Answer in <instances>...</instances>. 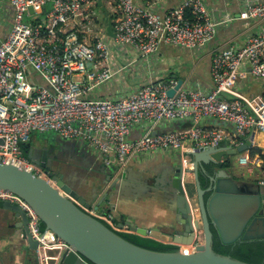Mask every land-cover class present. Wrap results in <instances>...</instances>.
I'll use <instances>...</instances> for the list:
<instances>
[{
	"label": "built area",
	"instance_id": "obj_1",
	"mask_svg": "<svg viewBox=\"0 0 264 264\" xmlns=\"http://www.w3.org/2000/svg\"><path fill=\"white\" fill-rule=\"evenodd\" d=\"M8 1L14 13L7 35L0 40V161L33 170L52 182L48 172L26 157L21 144L36 131L56 133L63 139L89 141L100 151L103 163L118 171L143 153L179 151L183 183L193 188L189 151L223 143L234 148L250 139L251 145L238 152V164L255 174L254 182L264 194V90L246 94L237 86L246 74L252 79L264 76V0H244L239 11L238 18L258 25L256 31L212 52L213 87L203 90L182 81L171 96L167 91L177 80H153L147 68L159 47L165 43L201 50L219 27L237 16H215L207 0H180L163 11L167 0H113L114 36H110L105 24L94 17L98 0ZM125 46L139 54L143 77L134 73L133 62L120 63L118 50ZM120 73L133 76L123 83L122 93L98 97L96 92ZM176 122L188 125L157 130L160 124ZM138 124L145 128L132 139L131 130ZM0 201L26 212L28 232L38 243L37 264H51L50 260L59 264L60 253L71 247L42 228L34 209L20 196L0 188ZM80 206L111 229L130 232L129 226L120 227L111 216ZM196 211L194 199L192 213ZM49 249L58 253L51 255Z\"/></svg>",
	"mask_w": 264,
	"mask_h": 264
},
{
	"label": "water",
	"instance_id": "obj_2",
	"mask_svg": "<svg viewBox=\"0 0 264 264\" xmlns=\"http://www.w3.org/2000/svg\"><path fill=\"white\" fill-rule=\"evenodd\" d=\"M98 3L100 5L101 0ZM29 11H32L31 7ZM104 24L105 33L114 36L111 15H107ZM182 81L181 78L178 79L175 87L167 91V95H173ZM56 141L61 147V139L57 138L54 142ZM22 145L26 157L34 166L44 168L53 183L36 175L33 170L0 161V188L24 199L34 209L44 228L53 231L71 247V250L65 249L60 253L59 264H251L216 252L213 249L211 226L217 230L225 244L237 239L264 238V194L261 188L256 182L236 178L229 173V169L219 167L229 155L246 150L251 145L250 139L234 148L223 143L189 151L196 184L193 187L196 189L194 195L189 193L183 183L181 163L174 166L167 180H163L162 176L153 178L155 186L164 185L161 187L170 191L168 197L175 204L173 207L181 220L174 222L168 232L143 228L134 222L126 224L131 233L180 246L173 251L151 250L124 239L117 231L79 205L88 204L75 185H89L92 181L90 177L80 178L79 172L71 171L70 181L59 171L49 170L55 158L54 147L33 148L30 142ZM72 159L71 162H77L76 155ZM209 163L217 168V172L216 177H212L214 185L210 189L211 194L205 199L206 189L199 180V171L204 170V166ZM111 169L115 177L104 181L94 198L101 190L103 193L109 192L117 186L121 177L127 176L126 170L120 172L116 167ZM106 194L100 195L99 204L109 201ZM194 199L198 206V216L192 213ZM1 204L8 211L2 216V220L13 221L12 227L20 230L27 247L35 250L38 243L28 232L26 212L14 203L3 201ZM122 225L119 224L120 227ZM199 235L202 236L200 242L197 240ZM184 245H193V251L185 252L181 248ZM57 251L48 250L51 255L58 253ZM53 262L54 260H50L51 264Z\"/></svg>",
	"mask_w": 264,
	"mask_h": 264
},
{
	"label": "crops",
	"instance_id": "obj_3",
	"mask_svg": "<svg viewBox=\"0 0 264 264\" xmlns=\"http://www.w3.org/2000/svg\"><path fill=\"white\" fill-rule=\"evenodd\" d=\"M179 2L180 0H167L163 3L160 11L176 5ZM206 2L211 7L212 13L215 16L230 13L237 16V18L219 27L214 39L207 43L201 50H192L190 48L163 43L159 47V53L156 59L147 64V68H149L152 74L151 79L178 80L181 78L183 83L188 84L190 87L210 90L213 87L210 76L212 52L216 48L225 46L234 39L242 41V39L256 31L258 25L254 21L238 18L244 0H207ZM13 13L14 8L9 1L0 0V40L5 38L11 27ZM118 51L120 52L118 56L120 63L133 62L132 69L134 73L139 77H143L142 66L138 58H136L139 54L129 46L122 47ZM124 69L127 70V67ZM117 75L109 84L102 86L96 92L98 97L121 94L123 83L128 84L133 77L129 73H120ZM237 86L246 94L255 93V91L259 92L260 90H264V76L252 79L249 74H246L239 79ZM211 123L215 125L214 122L211 121ZM187 125V122L160 124L157 130L179 129ZM205 125L209 126V121ZM144 128V124L136 125L131 130V138L136 139ZM35 133L37 131L32 133L29 140L31 147H54L53 154L55 158L53 164L56 159H59L58 162L76 165L74 171L79 172L80 178H91L92 181L89 185H78L76 183L75 187H77L76 189L85 199V202L88 204L87 206L94 209L98 214L111 216L112 220L114 219L113 221L118 225L134 222L137 226L147 229H160L163 232H168L174 222L178 221V219L181 220V216L178 215V212L173 207L175 204L168 197L170 191L161 187L164 185L155 186L153 183L155 176H162L163 180H167L174 166L181 163V154L179 151L161 150L135 156L120 171L126 170L127 176L121 177L115 188L104 193L101 190L100 194L94 198L98 189L104 185V181L110 177H115L111 169V167L115 166L105 165L102 161L100 151L89 141H85L82 138L63 139L56 133H52L54 134V140L57 138L61 139L62 146L59 147L57 141L50 143L49 137H44L45 141L37 140L39 137H36ZM39 134L42 133L39 132ZM75 155L77 156V162H71L73 160L72 157ZM63 172H66V170H62L59 173L62 174ZM65 178L70 180V176ZM186 184L189 183L187 182ZM195 190L192 186L188 188L189 193H193V195L195 194ZM105 193H107L106 196L109 198V201H102L99 204L100 195H104ZM1 202L0 264H37L35 250H30L27 247L26 241L20 234V230L12 227L11 224H13V221L2 220V216L7 214L8 211L3 208ZM198 214L199 211H196L194 215L198 216Z\"/></svg>",
	"mask_w": 264,
	"mask_h": 264
},
{
	"label": "trees",
	"instance_id": "obj_4",
	"mask_svg": "<svg viewBox=\"0 0 264 264\" xmlns=\"http://www.w3.org/2000/svg\"><path fill=\"white\" fill-rule=\"evenodd\" d=\"M112 17L113 15H111V18ZM21 149H23L22 144ZM251 153L253 154L254 151L252 150ZM219 167L229 169L230 161L225 160L224 162H221L219 164ZM206 179L207 178L203 174H200V181L203 188L207 186ZM41 227L44 228V225L41 224ZM211 231L213 233V249L216 252L220 254L230 255L233 258L240 259L251 264H264V238H253L248 240L237 239L232 243L225 244L221 241L217 230L212 226ZM118 234L124 239L138 246L151 250L173 251L179 249V246L177 245L163 243L153 238L140 236L131 232H118Z\"/></svg>",
	"mask_w": 264,
	"mask_h": 264
},
{
	"label": "rangeland",
	"instance_id": "obj_5",
	"mask_svg": "<svg viewBox=\"0 0 264 264\" xmlns=\"http://www.w3.org/2000/svg\"><path fill=\"white\" fill-rule=\"evenodd\" d=\"M111 3L113 4V0H102V3L100 5H98V7H96L94 17L97 18L99 24L105 23L107 21V15H113ZM45 9H47V7H45ZM27 20H29V18H27ZM109 83L110 82H108L107 84H109ZM37 133H35V136L39 137V139H37V140L45 141L44 137H49L50 143H53L55 141L54 140V134H52V133H48V132L43 133V134H39V132H37ZM240 154L241 153H235V154H231L227 157V160L230 161L229 173L234 177L242 178L244 180L254 181L255 180V174L254 173L249 174V173H247L246 168L239 166L238 157ZM179 248H180V246H179ZM182 249L185 252L193 251L192 247H186L185 246V247H182Z\"/></svg>",
	"mask_w": 264,
	"mask_h": 264
},
{
	"label": "flooded vegetation",
	"instance_id": "obj_6",
	"mask_svg": "<svg viewBox=\"0 0 264 264\" xmlns=\"http://www.w3.org/2000/svg\"><path fill=\"white\" fill-rule=\"evenodd\" d=\"M225 159V158H224ZM59 159L55 160V163L52 165H50L49 170H53L54 172H57V170L60 172L62 170H66V172H63V176L68 177L70 175V172L73 171L76 168L73 167L72 164H65L64 162H58ZM44 169V168H43ZM45 170V169H44ZM217 168L214 167L211 163L206 164L204 166V170H200L199 171V180H200V174H203L207 179V186L204 187V189H206V192L204 194V198L207 199L208 196L211 194L210 189L212 188V186L214 185V181L212 180V177L215 178L216 177V171ZM264 210V208H262ZM200 238L202 237L201 235H199ZM202 240V238H201Z\"/></svg>",
	"mask_w": 264,
	"mask_h": 264
},
{
	"label": "clouds",
	"instance_id": "obj_7",
	"mask_svg": "<svg viewBox=\"0 0 264 264\" xmlns=\"http://www.w3.org/2000/svg\"><path fill=\"white\" fill-rule=\"evenodd\" d=\"M43 134V133H42ZM29 142V141H28ZM3 202V201H2ZM79 204V203H78ZM79 205H81V204H79ZM84 206H86V205H84ZM94 216V215H93ZM96 217V216H95ZM98 218V217H97ZM102 221V220H101ZM104 222V221H103ZM123 224H125V223H123ZM107 225V224H106ZM125 225H127V224H125ZM128 226V225H127ZM130 229V228H129ZM117 232H120V231H117ZM131 232V231H130ZM36 249V248H35Z\"/></svg>",
	"mask_w": 264,
	"mask_h": 264
},
{
	"label": "bare ground",
	"instance_id": "obj_8",
	"mask_svg": "<svg viewBox=\"0 0 264 264\" xmlns=\"http://www.w3.org/2000/svg\"><path fill=\"white\" fill-rule=\"evenodd\" d=\"M185 246H186V245H184V246H182V247H185ZM182 247H181V248H182ZM186 247H191V246H186ZM192 249H193V247H192ZM182 250H183V249H182Z\"/></svg>",
	"mask_w": 264,
	"mask_h": 264
}]
</instances>
